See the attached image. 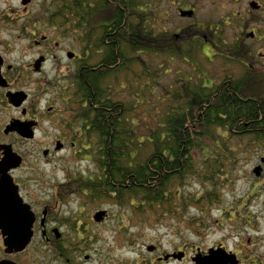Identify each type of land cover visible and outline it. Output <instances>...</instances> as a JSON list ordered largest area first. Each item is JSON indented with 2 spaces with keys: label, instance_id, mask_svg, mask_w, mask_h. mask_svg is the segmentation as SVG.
<instances>
[{
  "label": "flooded vegetation",
  "instance_id": "1",
  "mask_svg": "<svg viewBox=\"0 0 264 264\" xmlns=\"http://www.w3.org/2000/svg\"><path fill=\"white\" fill-rule=\"evenodd\" d=\"M166 7L160 43L173 50L174 71H199L204 87L213 84L204 71H239L224 75L225 83L243 76L264 85V0H169ZM124 9L115 0H0V179H12L34 215L32 236L22 249L6 244L0 227V264L95 262L88 247L109 213L98 208L99 201L74 192L73 180L57 174L52 179V161L65 155L98 163L104 124L121 116L130 121V99L122 92L129 89L130 40L116 36L117 14ZM141 46L138 58L145 67ZM186 91L190 102L195 96ZM10 164L15 166L5 170ZM98 176L100 171L89 178ZM74 198L84 201L78 221L62 211ZM101 210L105 214L96 221ZM221 225L225 254H235L238 264H264L262 243L249 234L241 242L257 229L250 217L229 211Z\"/></svg>",
  "mask_w": 264,
  "mask_h": 264
},
{
  "label": "trees",
  "instance_id": "2",
  "mask_svg": "<svg viewBox=\"0 0 264 264\" xmlns=\"http://www.w3.org/2000/svg\"><path fill=\"white\" fill-rule=\"evenodd\" d=\"M115 3L117 7H125V11L117 14L116 36L129 38L130 74L138 78V88L146 91L145 78L155 73L150 67H143L138 58L142 42L147 56H167L173 50L160 43L158 20L155 29L148 19V10L143 8L145 0H115ZM124 14L128 15V28L123 27ZM244 80L228 84L221 80L206 91L198 88L200 93H193L192 101L171 107L161 122L143 136L135 129L131 101L126 102L130 121L116 117L114 123H105L101 131L100 147L105 149L98 159L101 175L94 182L82 175L70 178L73 190H84L82 194L89 196L90 202L117 199L124 205L136 199L143 203L139 209L129 205L137 212L144 207L149 209L157 220L177 211L181 218L191 208L200 210L204 205L220 204V189L231 184L226 174L236 172L241 159H254L264 153V85L258 89ZM195 151L202 155L200 165L195 162ZM192 178L209 185L208 191L185 194L183 189ZM261 188L264 185L258 190Z\"/></svg>",
  "mask_w": 264,
  "mask_h": 264
},
{
  "label": "rangeland",
  "instance_id": "3",
  "mask_svg": "<svg viewBox=\"0 0 264 264\" xmlns=\"http://www.w3.org/2000/svg\"><path fill=\"white\" fill-rule=\"evenodd\" d=\"M168 4L169 1L164 0H145L148 19L152 20L150 23L154 25L155 29H157V16L160 15L163 7L167 8ZM102 19L106 20L107 17ZM67 41L69 44L71 40L67 39ZM145 59L148 67L155 73L146 76L145 79L148 84L146 91H141L138 88L136 80L138 78L134 74H130L132 83H128L129 89L122 91L126 93L125 99L131 101L133 120L136 124L135 129L139 136H143L155 128L156 124L161 122L165 112L171 107L185 104L188 92L186 88L192 91L187 80L190 79V74L197 73V71H174L177 68L175 61L177 59L172 61L171 55L148 54ZM63 62L68 63L66 56L63 57ZM162 63L166 65L164 69H162ZM53 65L54 63L51 66ZM135 71L139 70L136 69ZM52 72L53 78L54 71ZM230 72L239 75V71H208L207 73L208 78L216 84L226 73ZM124 76L125 73L123 72L120 79L124 80ZM145 79H143L144 82ZM114 80L117 82L116 78ZM198 80L200 81V79ZM198 80L195 79L194 81L197 82ZM194 81L189 83L194 86ZM259 82L261 83L262 80ZM259 82L255 83L258 89L261 88ZM137 99L138 101H136ZM193 155L195 162L200 165L203 159L200 151H195ZM262 157H264V153H260L254 159L248 157L241 159L238 170L232 174H226V176L229 175L231 184L220 189L219 192L222 194L220 204L204 205L199 207L201 211L197 208H191L181 218L178 211L173 216L167 214L166 217L159 218V220L154 219L153 213L145 207L137 212L133 207L139 209L143 203L137 202L136 199L128 201L133 207L129 203L121 205L117 199L101 201L98 208L108 211L109 220L94 237L95 243L88 247L95 257L94 264H105L107 261L109 264H194L191 256L194 255L197 248L207 251L224 240L225 230L221 225L222 219L226 212L234 211L236 207L245 216L250 217L251 222L255 223L257 227V229L245 233L243 235L244 240L241 242L245 244L250 235L253 240L264 245V188L259 191L258 188L263 184L257 185V181H260L259 183L264 182V164L260 162ZM260 164L263 166V173L261 177H256L252 170ZM52 167V179H54V174H57L59 180L74 178L77 175L88 177L98 174V171H100V175L102 173L99 163L87 161L84 156H56L52 161ZM208 189L209 185H203L200 180L192 178L186 183L183 192L199 195L206 193ZM78 195L91 199L89 196L83 195L81 190ZM174 202L176 203L175 207H177L178 199ZM83 205V200L74 198L67 204L68 208H62L63 215L77 219L82 213L79 212L78 208ZM88 210L86 208V211ZM228 245L231 246V240L228 241ZM150 246L155 247L153 251L148 250ZM184 247L189 250V255L184 261L157 262L158 257Z\"/></svg>",
  "mask_w": 264,
  "mask_h": 264
},
{
  "label": "water",
  "instance_id": "4",
  "mask_svg": "<svg viewBox=\"0 0 264 264\" xmlns=\"http://www.w3.org/2000/svg\"><path fill=\"white\" fill-rule=\"evenodd\" d=\"M262 162L264 163V159H262ZM12 166L15 165L10 164L5 170ZM261 170V166H257L253 172L256 176H260ZM1 181H3V184H1L0 189L4 191V194L3 198H0V227L6 237V244L12 247L15 246L16 249H22L32 236L34 215L29 207L23 204L12 179L6 174ZM104 214L105 212H98L95 215V220L101 221ZM149 250H152V248L149 247ZM184 256L185 253L179 251L164 255L159 258V261H167L170 258L182 260ZM193 261L195 264H237L235 255L225 254L220 247L209 249L207 254H203L198 250Z\"/></svg>",
  "mask_w": 264,
  "mask_h": 264
}]
</instances>
